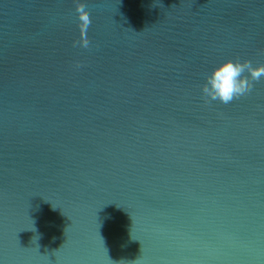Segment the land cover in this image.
<instances>
[{
	"label": "water",
	"instance_id": "95a60500",
	"mask_svg": "<svg viewBox=\"0 0 264 264\" xmlns=\"http://www.w3.org/2000/svg\"><path fill=\"white\" fill-rule=\"evenodd\" d=\"M226 60L264 65V0H0V264H264V78L209 102Z\"/></svg>",
	"mask_w": 264,
	"mask_h": 264
},
{
	"label": "clouds",
	"instance_id": "9594fccd",
	"mask_svg": "<svg viewBox=\"0 0 264 264\" xmlns=\"http://www.w3.org/2000/svg\"><path fill=\"white\" fill-rule=\"evenodd\" d=\"M76 20L80 38L74 41V46L87 49L90 45L88 29L92 21L86 4L77 3ZM261 78H264V65H254L250 60H226L205 74L201 91L207 101L227 105L250 93L252 82Z\"/></svg>",
	"mask_w": 264,
	"mask_h": 264
}]
</instances>
